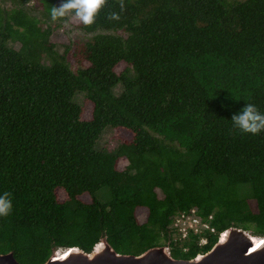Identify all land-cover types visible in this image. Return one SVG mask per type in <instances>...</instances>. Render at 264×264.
<instances>
[{
  "label": "trees",
  "instance_id": "1",
  "mask_svg": "<svg viewBox=\"0 0 264 264\" xmlns=\"http://www.w3.org/2000/svg\"><path fill=\"white\" fill-rule=\"evenodd\" d=\"M29 1L0 0V191L13 204L0 253L43 264L106 237L135 255L169 241L189 259L230 226L264 236V131L229 120L246 102L264 112V0H104L74 25L91 36L61 53L49 15L61 0ZM107 127L112 150L97 145ZM193 209L209 227L173 238Z\"/></svg>",
  "mask_w": 264,
  "mask_h": 264
},
{
  "label": "water",
  "instance_id": "2",
  "mask_svg": "<svg viewBox=\"0 0 264 264\" xmlns=\"http://www.w3.org/2000/svg\"><path fill=\"white\" fill-rule=\"evenodd\" d=\"M0 264L21 263L10 251L0 253ZM43 264H264V236L230 226L208 251L189 259L172 256L169 241L135 255L117 252L103 237L90 252L79 247L54 249Z\"/></svg>",
  "mask_w": 264,
  "mask_h": 264
},
{
  "label": "rangeland",
  "instance_id": "3",
  "mask_svg": "<svg viewBox=\"0 0 264 264\" xmlns=\"http://www.w3.org/2000/svg\"><path fill=\"white\" fill-rule=\"evenodd\" d=\"M6 3H9V2H3V5ZM26 4H29V5H34V0H30L28 3ZM59 2H57V6H59ZM6 6H10L9 4H7ZM34 13H36L37 17L43 19V16H42V10H37V12H35L34 10ZM51 18V17H50ZM53 26H56L57 28H55L53 30V32L51 33L50 35V41L52 43H55V50L58 51L59 53H61L63 51V48H62V44L64 43H68L69 42V39H73V40H81V41H84L88 38V36H91V34H87L85 32H83L82 30L78 29V28H75L74 25L78 23V19L75 18V17H71L69 20H68V14H66L65 17L63 18H57L56 20H52L51 19V22H50ZM10 46H13L14 48L16 49H19L20 48V44L18 42H10L9 43ZM57 59L55 57H53L52 59H45L43 60V62H45L47 65L49 64H52L54 62H56ZM126 64L124 62H120L117 67H116V71L117 73H120L121 71H123V69L125 68ZM120 91V88L118 87L117 89V92ZM83 94L79 93L75 96V101H77L78 103H81L83 104L84 101H83ZM92 110H93V104L89 101H87L86 103L83 104V113H82V118L83 119H90L91 116H92ZM114 131L113 129L107 127L104 132L102 133L100 139L98 140L97 142V145L99 147H107L108 150H112L114 149L117 144L119 143V140L117 141V138L116 136L113 135ZM114 146V148H113ZM127 164V160L126 158H121L118 162V167L120 169H123ZM157 193L159 195V197H162V193L160 190L157 189ZM66 198V194L64 191H59V200L60 201H63L64 199ZM82 200L86 201V202H89L90 201V198L89 196L87 195H83L82 197ZM250 204L251 206L253 207L254 210H256V204H255V201L253 199H250ZM190 223L192 224L193 221L191 222V220H186L184 221L183 219H178L176 221V227H177V232H174L173 233V238H177L178 237V233L182 232L181 230H183L184 228H186L188 225H185V223ZM181 236H182V233H181ZM204 242V240H202V243Z\"/></svg>",
  "mask_w": 264,
  "mask_h": 264
},
{
  "label": "clouds",
  "instance_id": "4",
  "mask_svg": "<svg viewBox=\"0 0 264 264\" xmlns=\"http://www.w3.org/2000/svg\"><path fill=\"white\" fill-rule=\"evenodd\" d=\"M103 4L104 0H61L59 6H53L50 9L49 15L52 20H56L70 12L82 24L90 25ZM229 120L235 129L243 133L255 135L264 131V112L260 111L254 103H244L232 113ZM12 206L11 194L6 190L0 191V217L7 216Z\"/></svg>",
  "mask_w": 264,
  "mask_h": 264
},
{
  "label": "built area",
  "instance_id": "5",
  "mask_svg": "<svg viewBox=\"0 0 264 264\" xmlns=\"http://www.w3.org/2000/svg\"><path fill=\"white\" fill-rule=\"evenodd\" d=\"M180 218L183 219L184 221H186L188 219L191 220V222L193 221L192 224L188 223V221H187V223H185V225H188V224H190V225H188L186 228L181 230L182 232H180V233H182L183 237H186L188 235L189 229H192L195 232H197V231H200L202 228H208L209 227V223L204 222L199 216H197L195 214V209H193L192 214L185 215V216L184 215L176 216V219L173 222L174 227H176V225H178V224H176V221ZM211 229L213 230V228H211Z\"/></svg>",
  "mask_w": 264,
  "mask_h": 264
},
{
  "label": "bare ground",
  "instance_id": "6",
  "mask_svg": "<svg viewBox=\"0 0 264 264\" xmlns=\"http://www.w3.org/2000/svg\"><path fill=\"white\" fill-rule=\"evenodd\" d=\"M192 212H193V210H192ZM192 214V213H191ZM195 214L197 215V216H199L197 213H196V211H195ZM182 215V214H181ZM180 216V215H179ZM200 217V216H199ZM201 218V217H200ZM222 232V231H221ZM220 234V233H219ZM219 234H218V236H219ZM202 240H204V242H206V239H204V238H202Z\"/></svg>",
  "mask_w": 264,
  "mask_h": 264
}]
</instances>
